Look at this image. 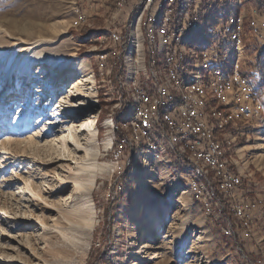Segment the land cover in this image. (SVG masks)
I'll return each mask as SVG.
<instances>
[{
    "label": "built area",
    "instance_id": "1",
    "mask_svg": "<svg viewBox=\"0 0 264 264\" xmlns=\"http://www.w3.org/2000/svg\"><path fill=\"white\" fill-rule=\"evenodd\" d=\"M74 6L72 27L88 29L77 51L86 48L95 106L106 109L101 125L111 130L105 150L111 162L118 167L125 156L151 155L167 168L178 164L169 172L211 231L236 245L237 237L251 241L264 198L231 168L225 144L264 115L257 81L245 75L262 67L264 92V0H75Z\"/></svg>",
    "mask_w": 264,
    "mask_h": 264
},
{
    "label": "rangeland",
    "instance_id": "2",
    "mask_svg": "<svg viewBox=\"0 0 264 264\" xmlns=\"http://www.w3.org/2000/svg\"><path fill=\"white\" fill-rule=\"evenodd\" d=\"M74 1L46 2L51 14L48 21L56 23L61 32L53 40L46 39L36 50L43 53V73L52 80L67 76L66 73L72 69L70 66L58 71V74L50 73L51 67L68 56L74 54L77 59H85L86 48L80 47L78 51L77 48L81 36L88 29L72 27L76 17ZM24 2L0 0V15L20 18L22 11L19 9ZM92 23L97 30L102 20L96 19ZM63 25L64 29L60 27ZM1 35L10 37L3 28H0ZM10 39L14 41L12 37ZM9 48L2 47L4 56L0 57V247H4L0 256L8 260L11 258V264L32 261L42 264L43 258L47 257V247L59 242V239L44 233L39 219L45 218L46 231L57 233L53 228L56 222L71 226L65 219L71 215L65 211L73 210L72 205L79 199L73 181L64 183L72 173V159L66 161L62 156L58 157L62 155L61 149H46L52 145L54 130L49 128L43 131L44 136L42 132L38 140L28 143L31 128L41 129L44 124L36 122L40 112H32L33 98L27 101L30 112L23 111L18 115L16 104H11L18 96L16 83L22 79V76L17 79L20 74H28V81L22 87L24 94L20 107L26 103V93L32 84L30 81L40 64L29 67L27 59L33 57L32 50L24 57L19 56L17 60L22 58L20 63L14 62L19 46L12 58L7 60L12 50V47ZM44 105L39 103L37 106L41 109ZM99 110L96 136L101 142L106 136L101 125L106 109L101 106ZM26 120L28 126H24ZM253 134L248 140L239 137L230 141V145L225 144V156L234 171L244 174L254 187H259V197L264 198L263 117L258 120ZM259 136L263 138H260L261 151L254 148ZM8 141L11 143L8 144ZM14 141L22 142L20 150L14 148ZM99 146L97 163L111 165V168L96 174L95 186L90 194L95 210V227L87 238V245L79 252L73 251L72 261L68 264H101L104 259L111 264H264V215L254 226L251 241L236 245L231 240H222L209 228L205 214L191 200L189 190L172 175L178 170V164L172 162L167 168L161 159L151 155L125 156L118 167L116 164L113 167L110 153L105 152L103 145ZM32 184L35 191L37 188L41 190V198L33 197L26 189ZM197 221L201 222L200 227ZM23 224L28 226L19 229L18 225ZM200 228L209 232V239L200 237Z\"/></svg>",
    "mask_w": 264,
    "mask_h": 264
},
{
    "label": "bare ground",
    "instance_id": "3",
    "mask_svg": "<svg viewBox=\"0 0 264 264\" xmlns=\"http://www.w3.org/2000/svg\"><path fill=\"white\" fill-rule=\"evenodd\" d=\"M47 1L49 0H25L23 7L19 9L16 6L19 11H22L20 18H15V16L11 17V15L8 16L6 14L0 15V28H3L4 32L14 40L11 41L12 39L3 36L4 34L0 36V57L4 56L2 47L5 46L12 47L7 60L12 58L17 46H19V51L16 53L14 60V62L17 61V63L21 62L20 59L22 58L17 60L20 55L24 57V55L31 52V50L33 51V57L27 59L29 67H32L36 63L40 65L37 66L36 72L33 73V79L30 81L32 84L26 93V103L22 104V107H20V101L22 100L21 96L24 94V89L22 90V87H25L28 81V74H20L17 79L21 76L22 79H18L16 83L18 96L15 100L13 99L11 105L16 104V110H19L18 115L23 111L30 112L31 108L30 105L28 106L27 101L33 98L32 112L38 113V110L40 112L36 122L38 123L40 121L44 122V124L41 126V129L31 128L28 136V143H32V140H34V142L38 140V135L50 128L54 130V135L52 145H50L51 147L46 149H61L62 155H58V157L62 156L66 161L68 158L72 159L70 166L72 173L67 176L64 182L66 183L69 180L73 181L77 191L76 196L79 199L76 204L72 205L73 210L65 211L71 215L70 217H65L66 221L71 224V226H66V224L62 222H56L53 228L56 229L59 236L57 233L46 231V226L44 225L45 218L39 219L42 229L45 230L44 233L59 239V242L50 244L47 247V257L43 258L42 264H68L72 261L71 257L73 256V251L74 253H76L75 251L79 252L87 245V238L95 227V210L90 196L91 190L95 186L96 174L102 170L109 169V167L111 168V165L108 164L99 165L96 161V156L100 152L99 145H103L106 149L109 148L112 138L109 135L111 132L110 130H108L101 142L96 136L98 128L96 127L98 122V107L95 106L97 104L95 99L96 89L94 87L93 72L88 59H77L74 54L68 56L63 62L51 67V74L55 72L58 74V71L66 67H72V69L66 73L67 76L56 77L55 80H52L51 77H47V75L43 73L45 71L43 69V53L37 51L36 48L43 44L46 39L53 40L58 33L61 32L56 23L48 21L51 14L47 9ZM55 8L57 9L56 6ZM14 14L15 13L12 15ZM60 27L64 29V25ZM39 103L40 105L45 104L44 107L40 109V106H37ZM105 124L109 125L110 121L107 120ZM24 126H28L27 120ZM44 134L45 132L42 133V136H44ZM260 138L263 140V138L259 136L257 138L258 142L254 145L257 151L262 150ZM7 143L9 144L11 142L8 141ZM21 144V141L13 142L14 148L16 149H19ZM37 148L40 147L37 146ZM23 149L27 148L23 146ZM76 154L77 157L73 159L72 156ZM111 164L114 167V163ZM68 165H70V162ZM26 189L29 190L33 197L41 198V190L37 188L38 190L35 191L33 184ZM21 196L24 197V194ZM32 215L33 213L30 215L31 218H33ZM24 222H26V220H24ZM16 224L19 223L16 222ZM197 225L200 227L201 222L197 221ZM18 226L19 229H23L26 228L28 224ZM199 232L202 239L207 240L210 238L208 231L200 228ZM2 248L0 247V250ZM7 249L8 248L4 250ZM10 260L11 258L8 260L0 256V264H11ZM33 263L40 264L34 261L28 264Z\"/></svg>",
    "mask_w": 264,
    "mask_h": 264
},
{
    "label": "crops",
    "instance_id": "4",
    "mask_svg": "<svg viewBox=\"0 0 264 264\" xmlns=\"http://www.w3.org/2000/svg\"><path fill=\"white\" fill-rule=\"evenodd\" d=\"M245 75L248 76L250 79L252 80H256L257 82L255 83V87L257 89V95H259L262 99H263V104H264V92H263V89H262V84H263V68L260 67L259 71L254 73L252 71H245ZM263 118H264V115H263ZM261 120V119H260ZM244 136L243 138H245L246 136H252L254 135L253 134V130L252 129H248L244 132ZM239 150V154H240V147L238 148ZM244 185H247L245 182H244ZM254 194L253 193H249L248 196L252 197Z\"/></svg>",
    "mask_w": 264,
    "mask_h": 264
},
{
    "label": "trees",
    "instance_id": "5",
    "mask_svg": "<svg viewBox=\"0 0 264 264\" xmlns=\"http://www.w3.org/2000/svg\"><path fill=\"white\" fill-rule=\"evenodd\" d=\"M102 119H103V118H102ZM102 119H101V120H102ZM97 120H98V119H97ZM132 157H134V156H131V158H132ZM237 241H238L239 244L242 245L243 242H244L245 240H243V239L240 238V237H237ZM107 260H108V259H104V261H103L101 264H111V263H110L109 261H107Z\"/></svg>",
    "mask_w": 264,
    "mask_h": 264
}]
</instances>
